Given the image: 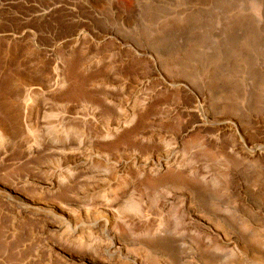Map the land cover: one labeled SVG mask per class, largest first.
Here are the masks:
<instances>
[{"label":"rangeland","instance_id":"obj_1","mask_svg":"<svg viewBox=\"0 0 264 264\" xmlns=\"http://www.w3.org/2000/svg\"><path fill=\"white\" fill-rule=\"evenodd\" d=\"M0 264H264V0H0Z\"/></svg>","mask_w":264,"mask_h":264},{"label":"bare ground","instance_id":"obj_2","mask_svg":"<svg viewBox=\"0 0 264 264\" xmlns=\"http://www.w3.org/2000/svg\"><path fill=\"white\" fill-rule=\"evenodd\" d=\"M25 98H26V97H25ZM25 100L27 101V100H29V99L27 98V99H24V101H25ZM26 101H25V103H26ZM27 102H28V101H27ZM14 115L17 116V115H16V112H14ZM16 120H17V119H16ZM66 133H67V132H66ZM77 134H78V133H77ZM100 198H101V197H100ZM86 238H87V237H86ZM77 240H78V239H77ZM76 242H77V241H76ZM78 242H79V241H78ZM85 244H86V243H85Z\"/></svg>","mask_w":264,"mask_h":264}]
</instances>
